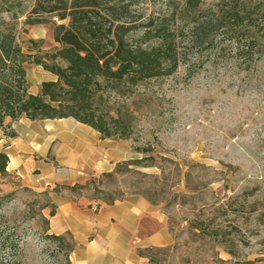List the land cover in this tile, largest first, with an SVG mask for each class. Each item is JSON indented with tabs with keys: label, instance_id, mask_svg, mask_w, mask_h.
I'll return each instance as SVG.
<instances>
[{
	"label": "rangeland",
	"instance_id": "1",
	"mask_svg": "<svg viewBox=\"0 0 264 264\" xmlns=\"http://www.w3.org/2000/svg\"><path fill=\"white\" fill-rule=\"evenodd\" d=\"M37 1L3 0L0 12L9 21L11 12L18 16L10 23L27 54L33 93L52 74L34 56L47 59L57 50L56 27L69 23L34 13ZM220 1L203 0L202 9L217 10ZM249 3L258 15L246 20L238 41L221 31L211 48L179 45L185 56L175 72L109 91L96 102L104 114L123 112L132 154L75 196L96 204L143 196L159 207L173 241L148 252L156 264H264V8ZM173 5L139 0L131 39L143 40L149 20L158 25ZM29 18L40 21L30 25ZM250 41L253 49L242 56L237 43ZM52 210L48 191L0 173V264H71L72 239L54 240L47 232Z\"/></svg>",
	"mask_w": 264,
	"mask_h": 264
},
{
	"label": "trees",
	"instance_id": "2",
	"mask_svg": "<svg viewBox=\"0 0 264 264\" xmlns=\"http://www.w3.org/2000/svg\"><path fill=\"white\" fill-rule=\"evenodd\" d=\"M43 1L48 4H42ZM43 1H37L34 13L55 14L59 20L69 18L68 25L60 24L55 30V40L61 46L48 54L47 59L34 56V61L56 79L42 81L38 93L29 91L24 66L27 54L10 23L18 16L11 12L9 21L0 15V127L8 117L12 120L74 117L98 130L102 138L118 140L131 137L123 112L104 114L97 101L100 103L109 91L121 93L125 87L136 88L142 81L175 72L185 56V52H179V45L208 49L215 45L221 31L229 41H238V31H245L246 20L258 13L249 10V0H221L217 10L208 11L202 9L203 0H168L174 8L167 18H162L158 25L149 20L144 39L133 40L132 34L138 28L134 7L139 0ZM3 7L0 0V12ZM256 7L263 9L264 0H257ZM39 19L26 21L33 25ZM170 22H178L179 26L171 27ZM149 36L157 38L155 44H147ZM237 48L244 56L253 49V44L237 43ZM57 59L66 65L57 63ZM8 162L7 154L0 152L2 175L7 173ZM82 186L68 187L75 192ZM102 205L107 204H97V209ZM53 214L54 210L50 212ZM66 235L73 242L71 252L77 245L69 233L49 236L59 240ZM154 248L157 247L139 249L152 264L156 262L148 252Z\"/></svg>",
	"mask_w": 264,
	"mask_h": 264
},
{
	"label": "crops",
	"instance_id": "3",
	"mask_svg": "<svg viewBox=\"0 0 264 264\" xmlns=\"http://www.w3.org/2000/svg\"><path fill=\"white\" fill-rule=\"evenodd\" d=\"M55 78L51 74L49 80ZM0 152L9 157V175L48 191L54 214L47 232L72 236L77 246L69 255L71 264H152L139 249L172 243L165 214L146 197L118 199L97 209L68 187L86 184L131 157L126 140L102 138L74 117H8L0 127Z\"/></svg>",
	"mask_w": 264,
	"mask_h": 264
}]
</instances>
